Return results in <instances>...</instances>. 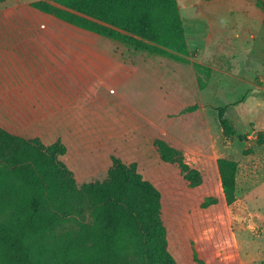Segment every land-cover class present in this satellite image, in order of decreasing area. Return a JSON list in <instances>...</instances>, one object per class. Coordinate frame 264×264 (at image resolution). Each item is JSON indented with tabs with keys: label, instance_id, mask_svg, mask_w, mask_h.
I'll list each match as a JSON object with an SVG mask.
<instances>
[{
	"label": "trees",
	"instance_id": "obj_1",
	"mask_svg": "<svg viewBox=\"0 0 264 264\" xmlns=\"http://www.w3.org/2000/svg\"><path fill=\"white\" fill-rule=\"evenodd\" d=\"M30 6L153 56L189 53L177 0H38ZM255 6L264 13V0ZM57 49L16 45L14 61L30 56L33 62L10 72L2 71L0 56V83L29 78L0 87V98L49 90L54 72L45 61L58 56ZM40 62L46 68L39 69ZM225 112L217 109L223 139L246 140ZM255 143L264 145V131ZM66 152L60 141L45 144L0 126V264H218L220 249L222 264H239L227 211L236 200L237 161L198 156L187 162L181 146L152 124L110 136L68 163L59 159Z\"/></svg>",
	"mask_w": 264,
	"mask_h": 264
},
{
	"label": "rangeland",
	"instance_id": "obj_2",
	"mask_svg": "<svg viewBox=\"0 0 264 264\" xmlns=\"http://www.w3.org/2000/svg\"><path fill=\"white\" fill-rule=\"evenodd\" d=\"M34 1L38 0L0 2V44L57 45L59 49L53 53L59 55H49L45 61L54 75H49V90L33 89L27 98L9 96L13 92L3 95L0 126L28 138L38 136L45 144L60 141L67 145L66 154L59 157L65 163L73 161L76 153L142 124H152L177 142L187 162L198 156L235 160L237 239L250 254L259 249L264 252V233L257 237V228L254 236L247 227L252 215L247 218L240 213L244 201L253 211L264 213V145L255 143L256 133L264 131L260 120L264 118V22L259 19L260 10L246 15L245 5L238 0H177L189 53L172 52L182 57L175 59L153 56L69 26L33 9L30 4ZM253 1L249 3L254 5ZM239 45L250 49L245 51L250 53L249 63L257 65L236 64ZM110 61L113 67H109ZM22 62L33 61L27 56ZM45 62L38 68H46ZM55 79L59 81L53 83ZM21 83L1 82L0 87ZM193 105L196 107L189 108ZM219 107L226 108L225 116L246 140L230 143L223 139ZM246 149L254 152L245 154ZM254 194H261L259 201L246 200V195ZM239 223L246 228L241 229ZM221 253L220 249L218 264H222ZM256 264H264V257Z\"/></svg>",
	"mask_w": 264,
	"mask_h": 264
},
{
	"label": "crops",
	"instance_id": "obj_3",
	"mask_svg": "<svg viewBox=\"0 0 264 264\" xmlns=\"http://www.w3.org/2000/svg\"><path fill=\"white\" fill-rule=\"evenodd\" d=\"M249 1H253V0H238V2L241 5H245L244 8H243L245 14L246 15L248 14L250 16V10L254 11L255 9H257V11H258L260 9L255 6V3H254L255 0L253 1L254 5H251L249 3ZM258 12H260V14H261L260 18L259 17L258 18L259 19H261V18L263 19L264 18V13L261 10L258 11ZM0 15H1V12H0ZM251 37L253 38V35H251ZM15 46L16 45H0V56H1V58L2 57L4 58L3 60H5V63H3V70H2L3 72H10L12 69L16 70L15 69L16 67H18V66L21 67L22 66L21 65L22 60H19L18 62L14 61V59H16L15 58L16 55L14 54V51H13ZM230 46L233 47V45H230ZM237 48H238L239 51L237 52L238 54L235 57V59L238 57V59L236 61V64L238 66L257 65V63L255 61H253V63H249L251 56H249L250 53L246 54V52H245L246 50H250V49H248L247 46L239 45ZM255 52L257 53V51H255ZM261 54L264 57V51H261ZM254 58L256 59V54L254 55ZM0 64H1V60H0ZM17 79H16V81H17ZM4 80L5 81H12V80H15V78L5 77ZM19 81H21L22 83L28 82L29 78L27 77V74H26V76H21L20 75V80ZM256 119L259 120V117H257ZM260 120L264 121V118L261 117ZM260 195L261 194H259V195H255L254 194L253 196L246 195V200H248V199L251 200V198H254V199H257V201H259V196ZM237 197L238 196L236 194L235 202H233L230 206H228L227 211H228V216H229L230 222L233 225L232 226L233 227V237H234V243H235V246H236V249H237L239 264H256L257 262L259 263V262H261L263 260L264 252H261V249H259V250H256L254 253L250 254V253L246 252L245 250H243L242 249V244L241 245L239 244L238 239H237V235H236V232H235V226H234L235 221H234L233 218H237L236 214H234V211H235L234 208L236 207L237 202H238V198ZM246 204L247 203L244 201L243 207H240V213L242 215H245L247 218H249L248 217L249 215L250 216L252 215L251 217H253V221L252 222L248 221L247 222L248 223L247 227L250 229L252 234L254 233L253 232L254 229L259 228L260 229V234L259 235L253 234V235L254 236L256 235L257 237H261L262 233H264V215H263L264 213H261L260 211L259 212L258 211L257 212L253 211V209L250 208L249 206H247ZM231 210H233V212ZM238 222H240V221H238ZM240 225H241V229L244 230V228H246V225H242V224H240Z\"/></svg>",
	"mask_w": 264,
	"mask_h": 264
}]
</instances>
